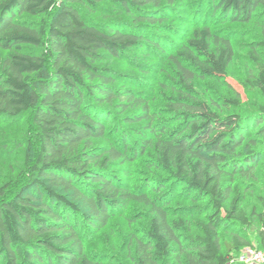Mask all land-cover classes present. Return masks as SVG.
<instances>
[{
    "label": "trees",
    "instance_id": "trees-1",
    "mask_svg": "<svg viewBox=\"0 0 264 264\" xmlns=\"http://www.w3.org/2000/svg\"><path fill=\"white\" fill-rule=\"evenodd\" d=\"M180 1L0 0V115L32 112L38 144L26 181L1 189L0 264H105L88 253L87 232L133 202L150 211L134 264H171L174 252L175 264H242L232 260L245 247L264 250V212L249 216L225 183L256 179L252 146L264 141V104L239 111L241 93L228 81L233 39L213 28L251 21L264 0H199L192 14L179 11ZM258 45L248 82L264 95ZM167 62L178 93L155 105L153 80ZM197 77L225 80L233 95L198 99ZM137 161L168 180L134 186L126 164ZM180 189L211 208L186 243V218L173 208ZM253 221L257 247L245 233Z\"/></svg>",
    "mask_w": 264,
    "mask_h": 264
},
{
    "label": "rangeland",
    "instance_id": "rangeland-1",
    "mask_svg": "<svg viewBox=\"0 0 264 264\" xmlns=\"http://www.w3.org/2000/svg\"><path fill=\"white\" fill-rule=\"evenodd\" d=\"M180 2L178 6L181 10L179 11L189 9V14H192L198 7L199 0H181ZM206 11L208 10L204 9V12ZM22 18L39 21L43 16L24 15ZM263 20L264 10H260L249 22H218L213 26L214 29L230 35L233 39L235 57L228 70L230 75L228 81L241 93L243 103L239 110L241 113L264 104V95L258 89L252 88L248 82L255 72L250 54L260 52L261 48L258 43L264 41ZM171 23L178 26L183 24L179 20H173ZM106 63L121 72L132 70L127 69L124 64L116 60ZM168 65L167 62L158 78L153 80L155 94L159 99L155 105L165 106L166 98L178 93L179 86L171 82L173 72L169 71ZM161 81L163 85H161ZM194 94L198 99L203 100L233 95L225 80L203 77L195 78ZM35 131L32 112L18 118L0 115V196L1 189L12 193L28 178L29 167L37 153L38 144L35 139ZM252 147L255 149V157L258 162L256 179L238 176L235 181L227 180L225 182L232 185L233 197H240L244 209L251 217L254 215V211L256 213L264 212L260 201V197L264 195V141L257 138ZM126 166H131L132 178L130 180L133 181L134 186H140L145 179L159 181L166 177L156 169L148 167L144 161L133 162ZM116 167L117 169L118 167L122 168L121 166ZM179 192L181 196L176 197L173 208L178 210L179 215L186 218L187 225L179 232L181 240L186 243L200 235L199 223L205 219L206 213L211 212V208H209L207 200L195 201L185 196L182 189ZM149 219L150 211L144 203H131L118 213L106 228L99 232H87L86 248L88 253L105 264H134L132 253L134 243L138 238L146 235ZM258 229V222L253 221L252 226L245 230L246 235L256 247L259 246ZM225 238L229 239V236L225 234ZM177 259L174 252L166 259V262L175 264Z\"/></svg>",
    "mask_w": 264,
    "mask_h": 264
},
{
    "label": "built area",
    "instance_id": "built-area-1",
    "mask_svg": "<svg viewBox=\"0 0 264 264\" xmlns=\"http://www.w3.org/2000/svg\"><path fill=\"white\" fill-rule=\"evenodd\" d=\"M232 262L242 264H264V250L255 247H245Z\"/></svg>",
    "mask_w": 264,
    "mask_h": 264
}]
</instances>
